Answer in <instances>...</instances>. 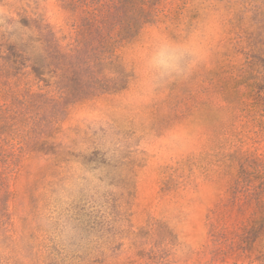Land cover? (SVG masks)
<instances>
[{
    "label": "rangeland",
    "instance_id": "rangeland-1",
    "mask_svg": "<svg viewBox=\"0 0 264 264\" xmlns=\"http://www.w3.org/2000/svg\"><path fill=\"white\" fill-rule=\"evenodd\" d=\"M146 2L106 65L88 37L122 89L64 103L29 67L2 79L0 264H264V0ZM24 17L75 49L60 0H0V43L39 36ZM164 49L187 55L160 78Z\"/></svg>",
    "mask_w": 264,
    "mask_h": 264
},
{
    "label": "trees",
    "instance_id": "trees-1",
    "mask_svg": "<svg viewBox=\"0 0 264 264\" xmlns=\"http://www.w3.org/2000/svg\"><path fill=\"white\" fill-rule=\"evenodd\" d=\"M61 7L69 11L72 17L81 16L82 19L75 28L80 39L72 53L61 52L59 46L53 40L52 33L47 26L40 21L22 19V24L31 27L34 22L39 36L29 43L23 45L0 43V84L2 79L9 75L21 74L23 69L29 67L31 74L38 82H44L45 86H53L59 93L64 103L78 102L97 97L109 91H117L123 87H110V81L98 71V57L91 60L89 52L92 51V44L89 41L93 29L98 30L100 37V58L101 65L112 57V49L120 40L135 37L144 25L151 23L150 12L146 11V0H107L100 5L98 0H60ZM119 38V41L114 39ZM23 42V40H21ZM32 42L41 44L43 55L39 60L31 59L27 55L28 48L34 49ZM111 50V51H110ZM96 61V63H95ZM27 62L30 65H26ZM112 61L108 65H112ZM53 68L54 70H51ZM57 78L53 83L45 79L50 73ZM121 75V73H120ZM101 76V77H100ZM9 111V110H8ZM3 120L0 107V121ZM255 227H244L237 238L247 237ZM218 233L213 236H218ZM223 237V234H220Z\"/></svg>",
    "mask_w": 264,
    "mask_h": 264
},
{
    "label": "clouds",
    "instance_id": "clouds-1",
    "mask_svg": "<svg viewBox=\"0 0 264 264\" xmlns=\"http://www.w3.org/2000/svg\"><path fill=\"white\" fill-rule=\"evenodd\" d=\"M186 55L184 51L164 49L151 58L150 66L160 78H164L182 70Z\"/></svg>",
    "mask_w": 264,
    "mask_h": 264
}]
</instances>
